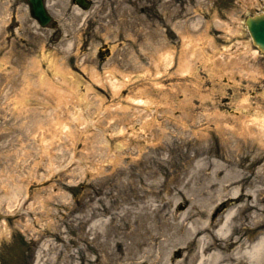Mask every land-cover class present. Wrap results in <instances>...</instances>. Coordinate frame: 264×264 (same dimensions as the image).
Wrapping results in <instances>:
<instances>
[{"label":"rangeland","instance_id":"rangeland-1","mask_svg":"<svg viewBox=\"0 0 264 264\" xmlns=\"http://www.w3.org/2000/svg\"><path fill=\"white\" fill-rule=\"evenodd\" d=\"M51 1L55 24L41 26L28 0H0V264H34L38 257L39 264H140L151 241L135 245L127 235L133 228L165 235V216L171 222L175 213L180 222L188 207L195 214L220 207L213 192L221 188L220 202L229 207L236 184L256 190L257 202L250 198L247 207L264 216V176L218 182L233 151L238 172L264 171V137L260 143L248 130H235L250 108L264 107V77L243 70L238 85L219 72L224 59L233 60L227 51L248 49L245 19L264 0H91L89 8L68 0L66 15L60 0ZM76 8L91 18L82 19ZM201 37L204 54L184 50L183 38ZM43 51L63 67L61 77L49 71L52 82L60 85L66 76L76 101H58L40 85V72L50 66ZM254 56L247 54L248 65L264 66V56ZM181 61L193 65L188 78L174 72ZM238 66L228 63L229 74ZM94 69L103 79L92 80ZM243 95L250 103L235 115ZM85 98L83 118L74 121ZM137 98L148 100L151 111L134 105ZM174 100L179 107L171 110ZM120 101L129 108L116 110ZM135 107L144 110L137 119ZM55 118L70 122L72 131L57 137ZM214 159L225 165L216 167ZM174 245L178 264L183 251Z\"/></svg>","mask_w":264,"mask_h":264},{"label":"bare ground","instance_id":"bare-ground-1","mask_svg":"<svg viewBox=\"0 0 264 264\" xmlns=\"http://www.w3.org/2000/svg\"><path fill=\"white\" fill-rule=\"evenodd\" d=\"M60 1L62 2L60 6L61 9L63 10L62 15H66L67 8H69L68 6L69 1L68 0H60ZM51 2H52L51 0H46V6L50 8L52 4ZM76 11H79L80 14H84L82 10H78L77 8H76ZM86 13L87 12H85L82 19L86 17L87 15ZM150 24L151 22H144V25H150ZM147 34L151 35L150 33H147ZM229 35H232V32ZM250 35H251L250 37L251 42L246 43L248 49L245 51V53L244 54L241 53L242 55H240L239 53H234L233 51L232 52L227 51V52H230V57L233 60L231 61L228 60L229 61L228 62V61H225L224 59V61L222 62V67L219 70L220 75H222L226 79H229V78L231 80L233 79V82L237 83L238 85H240L241 82L237 76L240 74H243L242 72L243 70H246L245 72L247 73L248 76L252 75V79H255V77L258 78V75L264 77V66L256 65L253 62L251 64L249 63L248 65V61L246 60V56L248 53H252L253 56L255 55L253 58L256 61H258V58H259L258 55L260 54L264 55V47L254 40V37L252 36V34ZM209 39L210 37H207V40ZM205 44L206 42L204 41L202 37L198 38L197 41H194V39L183 38L184 50L186 48L189 50L191 47H195V48L198 47V49H200V52L204 54L208 47ZM213 49H218V48L216 47ZM219 51H220V54H227L226 49H222ZM43 54L48 59V64L50 66L44 68V72L43 71L40 72L39 74L40 85L46 86L47 91L51 95L56 97V100L58 101L59 99H66L67 102L68 101L72 102L71 99L76 101L73 95L74 92L71 89V84L69 83L68 78L67 79L65 78L66 76L63 78L62 84L60 85L56 82H52L53 77L49 75V71L50 70L53 71L54 69L56 70L55 72L60 71L58 76L61 77V71L63 68L61 66V63L58 61V59L55 58L54 53L50 54V53H45L43 51ZM167 54H172V52L167 51ZM47 59H45V61H47ZM228 63H232L237 66L239 65L238 68L240 69V71H237L236 74L234 75H230L229 70H227ZM192 66L193 65L192 64L190 65L189 63L188 65L187 63L185 65V62L181 61V62H178L177 67H175L174 72L177 73L178 75L180 74V78H183V79L188 78L190 73L192 72V69H191ZM92 73H93L92 80L99 81L100 79H103L97 70L95 69L92 70ZM106 76L110 78L111 80L112 78L116 80L117 73H115V71L114 72L107 71ZM126 80L130 81L131 76L129 78H126ZM61 85H63V87ZM118 85H119L118 83L114 82V93L118 92L117 91L119 88ZM184 90L188 91V88L183 89L181 92V94L184 97H186L187 92ZM172 91L179 93V90L176 87V83H175V88H173ZM28 92L29 90L24 91V95H26ZM262 93L264 95V88L262 90ZM88 100L89 98H85L82 101L83 103L80 104L81 106H79V108L77 107L74 113V117H73L74 121L79 122L81 117L83 118L85 107L88 106V104L85 101L88 102ZM250 100H251L250 96L248 97L247 95H243V100L240 101V103H238L240 109L238 111H234V114L235 115L244 114L243 110L247 109L245 107L246 105H249ZM147 101L148 100H145L143 98L141 99L137 98V102L135 100L134 105H143L144 106L143 109L147 111H151V104H149ZM174 101L175 102L172 101L174 104L170 106L171 110H174L175 107L176 108L179 107V104L176 102V100ZM24 102L25 101L20 98L15 99V104H21V107L24 106ZM84 102H85V105H84ZM179 102H182V101H179ZM182 104L184 105V103ZM256 107L257 108L254 110L250 108L251 110L247 112V115H249L250 117L244 118V119H247V121H244L243 119V122H242V119H240V122L242 123H240V125L238 126H235V130L238 133L240 132V134H242V131L247 132L248 130L249 132H251V135L254 134V137L252 139H258V141L261 143L264 137V110H263L264 107L261 105L260 106L258 105ZM127 108H129V106H127V103H124L123 101L117 102L115 106L116 110L118 109L124 110ZM135 109H136V112L134 111L135 112L134 115L136 119L139 118V116L144 115L143 109L139 110V108L137 107H135ZM127 111L128 110H125V112ZM218 113H221V111H218ZM98 120L100 121V119ZM248 121H249V125H248ZM97 122L93 123V125L94 126L97 125ZM127 125L129 126L131 132L133 133L136 132V128L130 122H127ZM54 126H55L54 132H57V137H60L61 135H67L72 131L70 122L68 121H61L60 119L55 118ZM252 127L254 128V130ZM41 128H42V125H41ZM148 128L149 127L145 126V120H144V123L141 124V130L147 131ZM41 132L43 131L40 130V133ZM121 133H125L124 128H121ZM119 135H120V132H119ZM236 155L237 154H235V152L233 151L232 156L228 157L230 160H232L231 167L230 168L224 167L221 170V171L223 170L226 171L223 174V176L219 177V180H218V182L222 186L225 181H229V180L236 181L240 178L242 182L245 179L249 178L248 173H246L247 175L246 177L244 172L241 173L236 170L235 164L233 163V157L235 158ZM214 160L216 162L215 163L216 167H218L219 165H222L223 163L220 160H216V159ZM204 161H205V158H204ZM247 166L250 167V164H248ZM214 167L215 166H213V169ZM209 169H211L210 166H209ZM218 170L215 169V171H213L212 173L213 178H216V175L219 174ZM209 176H210V172H209ZM238 186H239L238 184H236V186H233L231 192L229 193L231 198H236L235 196L239 197L240 189ZM254 188H256V185H254ZM255 191H256L255 189L249 188L250 194L254 195ZM222 192H223V188H221V190L214 191L213 200L217 199V201L220 202V200L224 196L223 194L224 192L223 193ZM16 196H17V193H16ZM212 209L213 208L209 207L207 212H203V210H201V211H197V214H195L196 211L192 207L191 208L188 207V209H186L182 213V216L180 217V220H179L180 222L175 221V219H178V216L175 218V213H174V216L172 215L173 222L172 221L170 222L169 218L165 216L166 220L164 218L162 219V224L166 225L165 235L163 234L162 232L163 230H162L158 236H155V234L151 233L150 231L148 232L149 235L145 234L146 235L145 236L144 233H141L139 227H138V230L137 228H133V230L127 235L130 238L134 239L133 242L135 243V245L142 246L147 241H151L150 244H146L149 247L141 255L142 261L140 264H146V263L148 264H174L172 262L173 257L171 255L173 248L170 249V243H173V242H175L174 246H177L176 248H178L180 251H183V256L178 261H176L178 264H264V231H262L252 241L248 240V238H246L245 240H238L237 237H233V230L235 229V226H237L236 218L240 212L239 205H236L235 207L232 206L230 209L224 210L219 221H217L218 219L216 217L215 212H212L213 215L211 214ZM255 215H258V217H260L257 210L252 211L250 213L251 218H253ZM24 224L28 225V221H26ZM147 236H149L148 239H147ZM149 238H151V240ZM155 245L159 246V248L156 250H154ZM39 262L40 261L38 257L34 264H39Z\"/></svg>","mask_w":264,"mask_h":264},{"label":"water","instance_id":"water-1","mask_svg":"<svg viewBox=\"0 0 264 264\" xmlns=\"http://www.w3.org/2000/svg\"><path fill=\"white\" fill-rule=\"evenodd\" d=\"M33 4L34 14L44 23L49 20V15L47 14L42 0H31ZM249 26L255 38L259 39L262 37L264 39V17L258 20H251Z\"/></svg>","mask_w":264,"mask_h":264}]
</instances>
